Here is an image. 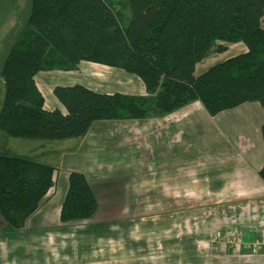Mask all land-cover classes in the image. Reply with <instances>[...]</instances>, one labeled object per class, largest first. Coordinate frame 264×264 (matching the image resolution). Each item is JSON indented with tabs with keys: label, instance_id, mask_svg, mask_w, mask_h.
<instances>
[{
	"label": "crops",
	"instance_id": "1",
	"mask_svg": "<svg viewBox=\"0 0 264 264\" xmlns=\"http://www.w3.org/2000/svg\"><path fill=\"white\" fill-rule=\"evenodd\" d=\"M32 0H0V109L3 63L26 26ZM226 43L194 74L245 52ZM43 108L65 112L56 85L146 95L121 68L81 60L37 71ZM264 109L243 102L210 115L198 101L138 119L93 121L81 136L40 139L0 130V156L51 166L54 184L24 224L0 211V264H264ZM85 175L95 210L63 222L68 175Z\"/></svg>",
	"mask_w": 264,
	"mask_h": 264
},
{
	"label": "trees",
	"instance_id": "2",
	"mask_svg": "<svg viewBox=\"0 0 264 264\" xmlns=\"http://www.w3.org/2000/svg\"><path fill=\"white\" fill-rule=\"evenodd\" d=\"M111 0H32L31 13L1 69L0 130L16 137L63 139L83 135L101 119L159 116L198 100L210 115L243 102L264 109V0H124L122 25ZM245 52L195 75V64L226 43ZM97 62L135 74L146 95L97 92L81 84L56 85L65 112L43 108L34 74ZM264 143V121L261 126ZM51 166L0 156V211L21 227L54 184ZM264 182V162L258 171ZM85 175L71 171L60 208L63 222L95 210Z\"/></svg>",
	"mask_w": 264,
	"mask_h": 264
},
{
	"label": "rangeland",
	"instance_id": "3",
	"mask_svg": "<svg viewBox=\"0 0 264 264\" xmlns=\"http://www.w3.org/2000/svg\"><path fill=\"white\" fill-rule=\"evenodd\" d=\"M110 4L118 14V17L121 20L122 25L125 26L130 16L128 3L124 0H111ZM261 24L264 27V15L261 19Z\"/></svg>",
	"mask_w": 264,
	"mask_h": 264
}]
</instances>
